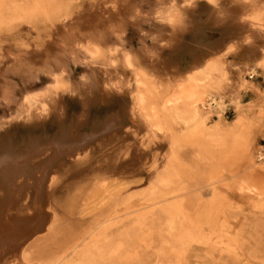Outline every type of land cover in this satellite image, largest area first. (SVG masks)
<instances>
[{
  "label": "rangeland",
  "instance_id": "374dc122",
  "mask_svg": "<svg viewBox=\"0 0 264 264\" xmlns=\"http://www.w3.org/2000/svg\"><path fill=\"white\" fill-rule=\"evenodd\" d=\"M246 1L257 5L264 3V0H0V78L3 76V70L14 63V55H8L7 58V47L12 51L30 53L36 46H52L54 49L53 45L62 41L61 29L73 30L82 37L89 36V54L85 58L81 56L83 63L73 66L68 76L61 77V82L54 88L53 94L56 108L50 107L42 119L36 118L33 113L19 116L15 110L17 104L21 103L24 89L37 90L48 82V76L40 72L35 83H24L19 76H12L13 83H16L14 100L19 101L0 99V146L15 144L14 148L18 149L19 145L22 147L32 137L42 142L58 139L59 136V139L66 140L69 138L68 135L75 139L77 134L79 138L80 135L87 134L85 132L95 133L96 136L89 139L86 145L77 150L72 149L69 154L61 157L52 181L42 186L40 197L44 196L46 199L49 198V193H52L51 197L57 199L59 205L69 195L68 192L65 193L66 189H70L69 187L87 172L97 171L104 163L115 165L118 162L120 169L126 168L125 171L129 173L132 171L130 164L134 162L137 152L144 149L147 151L151 149L160 160L168 150L167 140L161 136L150 139L145 126L136 121L129 111L132 104L130 77L122 72L118 74L119 68L114 71L110 63L116 65L122 53L129 54L137 61L152 92L151 100L155 111L164 118L170 129L177 131V124L165 115L162 108L169 89L172 84L178 85L181 82L191 66L207 58L217 59L220 66L224 65L221 57L214 58L210 55L211 49L235 36L234 26L240 20ZM20 4H23L25 10L15 11V6ZM27 4H30V7ZM239 51L240 49L228 56L234 64L243 60L238 55ZM36 60L34 63L39 66V61ZM255 69L259 76L255 75L254 81L264 88L262 70L259 66ZM108 76L116 80L124 79L120 94H109L104 90V80ZM246 77L251 79L248 75ZM225 78L231 79L228 70L225 72ZM88 79L89 84L91 80L97 82V88L90 89L89 85V97L83 98L77 92L76 86L79 80ZM224 83L219 80V84ZM210 85L209 89L212 91L214 87H218L217 84ZM175 92L176 89H173V93ZM250 92L248 90L245 94L244 101L250 99ZM31 104L35 107L34 101ZM200 107L205 108L203 110L207 115V124L219 118L214 110L202 105ZM234 116V109L227 107L220 118L230 121ZM108 118L118 120L117 124L121 126L103 134L101 130L105 129V120L108 121ZM62 128L67 133L62 131ZM232 138L227 136L222 147L218 146L219 142H212L209 139L210 153L216 155L218 150L227 147L230 165L226 164L227 167L222 171L231 172L233 175L228 182L244 181L247 185L253 186L252 180L256 175L251 169H247L244 146ZM260 144H264V132H253L250 139L252 149ZM183 150L189 151L193 148L187 145ZM188 154V160L194 161V154ZM50 158L43 156L37 164L38 167H43ZM214 161L216 158L211 160L209 157L202 158L201 163H198L199 168L194 166L192 170L199 169L205 173ZM73 166L77 171L73 170ZM126 172L109 177L104 183L106 189L100 187V184L91 186L85 201L76 206L74 213L66 215L55 210V219L50 221L53 228L30 246L27 253L36 258L39 256L38 262L46 261L55 254L62 255L63 243L70 240V237L80 229L82 231L93 227L95 219H99L98 213L101 208L107 207L114 194L127 191L130 187L143 184L147 180L144 171L131 177L125 176ZM195 181L196 179L193 180L194 183ZM76 187L70 190L71 193ZM223 189L228 198L225 206L219 207L222 211L219 215L222 216L218 217V226H215L217 229H210L201 221L198 222L201 225L199 228L195 223L191 225L177 219L176 229L173 234H169L165 229L166 216L158 213L156 215L158 217L160 214V217L156 218L155 215L154 219L142 220L139 225L126 224L123 229L135 226L134 229L131 228L132 231L127 237L122 235L121 239L120 236L117 237L118 233L111 234L110 239L104 240L105 243L109 242L105 247L108 257L100 260L99 250L94 249L93 256H96V261L92 264H110L112 259L114 262L115 257L116 264H264V205H252L251 201L243 198L230 186ZM204 195L206 198L207 193L204 192ZM34 198L35 190L31 189L24 203L32 204ZM217 230H220V234ZM120 240L123 242V249L116 256L115 253L109 254L108 251L113 252ZM50 248L55 250L51 251ZM69 255L71 258L74 256L72 260H78L77 252H71ZM21 258L20 251L4 247L0 253V264H24V259Z\"/></svg>",
  "mask_w": 264,
  "mask_h": 264
},
{
  "label": "bare ground",
  "instance_id": "6f19581e",
  "mask_svg": "<svg viewBox=\"0 0 264 264\" xmlns=\"http://www.w3.org/2000/svg\"><path fill=\"white\" fill-rule=\"evenodd\" d=\"M28 6L30 7V4ZM14 10L24 11L25 8L23 4H20L15 6ZM234 29L236 31L234 37L227 41L223 40V43L221 42L211 49L210 55L214 58L216 56L221 57V62L224 65L220 66L217 59L209 60L207 58L191 66L181 82L178 85L172 84L169 89L168 97L163 101L162 108L165 115L177 124V131L170 129L165 124L164 118H161L159 113L155 111L151 100L152 92L146 84L137 61L129 54L122 53L116 65L110 63L114 71L119 68L118 74L122 72L130 77L132 104L129 111L136 118V121L145 126L150 139L161 136L167 140L168 150L161 156L160 160L151 149L149 151L144 149L137 152L134 162L130 164L132 171L129 173L125 171L126 168L120 169L118 162L115 165L104 163L97 171L87 172L69 187L70 189H66L65 193L68 192L69 195L59 205V202H56L58 200L51 197L52 193H49V198L40 197L41 188L48 181H52L55 172H57L56 167L60 165L58 164L60 158L69 154L72 149L77 150L86 145L89 139L96 136L95 133H81L79 138L77 137L78 134L75 135L74 133L75 139H71L68 135L71 141L69 138L66 139L67 141L59 139V135L58 139L54 138L42 142L30 137L29 141L26 140L28 143L23 141L25 145L22 147L19 145L20 148L18 149L14 148L15 144H11L14 145L13 148L12 146H0L3 147L0 149V253L4 247L16 249L22 254L21 259H24V264H92L96 261V256H93L94 249L99 250L97 251L100 260L101 258L105 259V256L108 257L105 247L109 245V242L105 243L104 240L110 239L111 234L116 232L118 233L117 237L122 235L127 237L142 220L148 218L152 220L158 213L166 216L165 229L169 234H173L176 229L177 219L191 223V225L195 223L196 226L199 225V228L201 227L199 221L208 225L210 229L216 228L215 226H218L219 221L218 217L221 215H219L221 211L219 207L225 206L228 198L223 191L224 187L230 186V188L237 190L243 198L251 201L254 206L264 205V153H261L259 145H256L255 149H252L250 145L253 132H264V88H261L254 81V76H259L255 69L257 66L261 68V76L264 79V3L257 5L254 2L246 1L240 20ZM61 33L62 41L53 45L54 49L52 46H36L33 50L35 54L29 51H12L6 46L7 58L8 55H14V63L9 64L11 66L3 70V76L0 78V99L16 101L14 100L15 95H13L16 86V83L14 84L12 81L14 75L19 76V79L24 83H35L40 72L48 76V82L37 90L32 91L30 88L31 91L24 89L23 93L21 92L23 94L21 95V103H16L17 107L15 106V111L18 112L19 116L33 113L36 118L42 119L50 107L55 109L54 88L61 82V77L68 76L73 66L83 63L82 58L89 54V36L82 37L81 34H76L73 30L67 29H61ZM238 49H240L238 55L243 60L234 64L228 56ZM35 60L39 61V66L34 63ZM226 70L231 73L230 80L225 78ZM246 75L251 79H248ZM123 80H116L112 76H108L104 80V90L109 94H120ZM219 80L225 83L221 85ZM210 84H217L218 87H214V91H212L209 89ZM89 85L90 89L97 88V82L93 80L90 84L89 79L78 81L76 89L83 98L89 97ZM173 89H176L175 93H173ZM248 90L251 91V97L244 101V96ZM32 101L35 102V107L32 106L34 105L31 104ZM200 105L214 110L219 118L207 124V115L203 110L205 108H201ZM227 107H232L235 111V116L230 121L220 118ZM106 121L105 129L101 130L103 134L121 126L119 123L117 124L118 120L109 119ZM61 130L63 131L64 128ZM227 136H231L232 139L243 144L248 163L247 169H251V172L256 175L252 180L253 186L247 185L244 181L228 182L233 178V175L230 171V173L222 171L227 167L226 164L230 165L228 162L230 153L226 150L227 147L218 150L216 155L210 153L209 139L212 142H219L218 146H224V140ZM187 145L192 146L193 150L184 151L183 148H186ZM188 153L194 154L195 159L192 162H195V165L188 160ZM43 156H50L51 158L40 168L37 164ZM206 157H209L210 160L216 158L207 172L204 173L199 169L193 171L192 168L194 166L199 168L198 163H201V159ZM60 163L62 162L60 161ZM73 170L77 171L75 166H73ZM142 171L146 173L147 180L143 184L130 187L127 191L114 194L111 202L107 203V207L101 208L98 213L99 219H95L96 223L93 227L85 228L82 231L80 229L71 237L70 233V240L66 239V243L62 242L63 249L62 252L60 251L62 255L55 254L54 257L46 261L39 260L38 262L39 256L36 258L27 253L30 246L42 239L43 234L45 232L47 234L53 228L50 226V221L55 219V210L62 214H72L75 212L76 206L83 203V200L85 201L91 186L100 184V187L105 188L104 183L109 177L122 175L124 172L127 173L125 176L131 177ZM194 179H196L195 183L193 182ZM74 187L76 188L71 193ZM31 189L35 190L33 203H24L28 199V193ZM204 192L207 193L206 198ZM47 206L48 209H46ZM158 217L156 215V218ZM128 223L133 225L136 223V225L123 229ZM219 231L217 230V232ZM36 246L38 245L36 244ZM115 246V249H111L113 252H108L109 254L115 253L116 256L123 249V242L120 240ZM60 247L57 246L58 249H61ZM50 250H55V248H50ZM43 252L45 254L46 250ZM71 252L78 253L77 261L72 260L74 256L69 257ZM115 259L114 262H116ZM111 261L113 262V259Z\"/></svg>",
  "mask_w": 264,
  "mask_h": 264
},
{
  "label": "built area",
  "instance_id": "2783aa9c",
  "mask_svg": "<svg viewBox=\"0 0 264 264\" xmlns=\"http://www.w3.org/2000/svg\"><path fill=\"white\" fill-rule=\"evenodd\" d=\"M259 146L261 147V153H264V144H260Z\"/></svg>",
  "mask_w": 264,
  "mask_h": 264
}]
</instances>
